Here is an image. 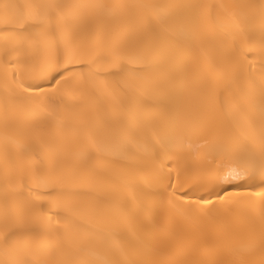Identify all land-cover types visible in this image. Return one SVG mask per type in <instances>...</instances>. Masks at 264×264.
<instances>
[{
  "label": "bare ground",
  "instance_id": "obj_1",
  "mask_svg": "<svg viewBox=\"0 0 264 264\" xmlns=\"http://www.w3.org/2000/svg\"><path fill=\"white\" fill-rule=\"evenodd\" d=\"M262 44L264 0H0V264H264V175L182 198L259 155Z\"/></svg>",
  "mask_w": 264,
  "mask_h": 264
},
{
  "label": "snow or ice",
  "instance_id": "obj_2",
  "mask_svg": "<svg viewBox=\"0 0 264 264\" xmlns=\"http://www.w3.org/2000/svg\"><path fill=\"white\" fill-rule=\"evenodd\" d=\"M264 47V44H262ZM130 75H134L131 70H126ZM72 72L71 68L63 67L60 61H57L52 65L45 76L46 79H50L48 87H51L53 83H59L61 80H64ZM26 90L31 91H42L43 86L37 85L32 87L31 85L26 86ZM233 171L228 172L227 175H223L224 169L221 168L217 171V180L214 185L216 188H220V191L215 192V195H201L199 197H182L186 199H191L194 204H201L204 206L213 204V200L222 199L224 194L228 191L223 188L224 184H230L233 180H239L241 177H246L255 174L264 175V135L261 136L260 140V152L259 155L255 153L245 151L242 155L238 156L234 163L228 166ZM238 170V171H236ZM233 172L235 174H233ZM201 188L203 185L200 186ZM261 188H264V184L261 185ZM199 191V188L197 189ZM258 195L264 197V192L257 193ZM31 207V205H26ZM9 211L7 201L4 204V212L7 214ZM12 239V235L8 236L5 240V244Z\"/></svg>",
  "mask_w": 264,
  "mask_h": 264
}]
</instances>
